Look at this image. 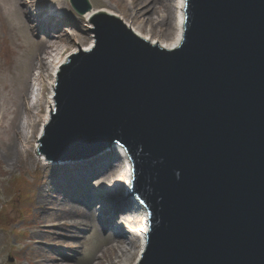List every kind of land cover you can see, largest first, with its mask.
I'll use <instances>...</instances> for the list:
<instances>
[{"label":"water","instance_id":"95a60500","mask_svg":"<svg viewBox=\"0 0 264 264\" xmlns=\"http://www.w3.org/2000/svg\"><path fill=\"white\" fill-rule=\"evenodd\" d=\"M92 23L95 45L59 68L40 151L126 148L150 212L136 264H264V0H186L172 49L113 14Z\"/></svg>","mask_w":264,"mask_h":264},{"label":"rangeland","instance_id":"374dc122","mask_svg":"<svg viewBox=\"0 0 264 264\" xmlns=\"http://www.w3.org/2000/svg\"><path fill=\"white\" fill-rule=\"evenodd\" d=\"M132 1L90 0L92 8H113L125 22L137 27L143 20L137 16L132 18L136 14ZM163 2H168L167 7ZM172 3L173 0L158 2L151 13L152 24L148 23L146 28H142L144 34L151 27L154 28V37L160 40H167L174 34L170 11ZM48 9L53 14L61 13L66 17L59 25L56 24L62 39L59 48L64 47L61 55L70 54L75 47L84 49V46L95 40L91 32L94 24L90 27L89 19L77 13L70 0H0V102L8 107V100H11L7 120L0 128V264H56L61 256H66L73 264H109L110 261L117 260L116 251L108 247L109 238L125 239L128 229V225L126 228L114 226L115 220L121 218V213H125L126 218L131 215L133 201H128L129 206L121 208L117 217L108 221L101 220L99 212H105L109 202L107 199L114 201L118 198L117 192L124 188L125 174L122 168L110 177L109 182L91 184V190L95 194H105V198L102 201L97 196L92 220L87 223L86 228L79 229L80 231L68 226L53 228V224L66 221L64 214L54 207L44 211L39 205L40 191L47 186L55 169L60 168L54 161L47 160L46 156L43 158L42 151L39 150L41 143L38 138L43 132L48 115L47 99L52 80H49L50 75L43 72L44 69L38 61L39 57L43 60L47 58L46 61L49 59L45 47L39 42L44 40L45 32L38 30L33 33L28 30L31 23H46L50 18L55 19L52 20L53 23H58L56 15L48 16ZM24 13L33 18L30 23L25 22ZM99 13L106 11L96 12L95 15ZM77 51L78 49L74 52ZM35 75L43 77L42 91L36 99L30 95L32 86L40 83L39 80L36 81ZM25 103L27 108L24 109ZM13 117L16 118L17 125H21L18 152H10L9 149L11 137L8 134L12 130L8 124ZM110 149L105 151V157L115 159L116 155H121L118 151L113 154ZM48 163L51 166L45 168L46 165L43 164ZM93 181L92 179L91 182ZM114 189L117 196L112 195ZM130 199L132 200L131 197ZM100 205L105 208L99 207ZM137 219L140 224L141 215ZM111 228H114L112 236L106 233ZM139 247L136 242L135 247L131 248L128 264H133L137 259Z\"/></svg>","mask_w":264,"mask_h":264},{"label":"bare ground","instance_id":"6f19581e","mask_svg":"<svg viewBox=\"0 0 264 264\" xmlns=\"http://www.w3.org/2000/svg\"><path fill=\"white\" fill-rule=\"evenodd\" d=\"M162 2L163 0H133L132 8L136 9V14L138 18L142 19L143 21L139 23V25L136 27V25L128 24L131 30L137 34L138 36L144 37L145 39L149 40L150 42L154 44H158L162 47H166L169 49L176 48L180 45L183 35H184V22H185V15H186V0H173L172 3V9L171 15L173 17V27H174V34L170 36L169 39H161L154 37L153 27L147 30V32L144 34L142 28H146L148 23L152 24L153 16L152 11L155 10V8L158 5V2ZM168 2H163L167 7ZM48 16H55L58 17V23L57 21L55 23L52 22L55 21L54 18H50L51 20H46V23L38 22L35 25L31 23V26L29 25L28 30H31V32H36L38 30H43L45 32L44 40L41 41L42 45L45 47V52L49 54L48 61L42 57L38 58L40 67H42L44 70L43 72H46L47 75H50V79L52 82H50V95L47 99V105H48V115L46 116L45 122L49 119V113L54 109V90L58 78V72L61 65H63L64 62L69 58L68 55H61L63 54L64 47L59 48L61 35L58 32V27L56 24L59 25L60 21L62 22V19L66 20L65 14L57 13L53 14V11L49 10ZM100 11H106L107 13H111L117 16H120L118 14V11H116L113 8L110 7H103V8H92L91 10H88L87 13H85L84 16H86L89 19L90 27L92 26V18L94 17L96 12ZM61 17V18H59ZM121 17V16H120ZM24 19L26 23H30L33 18H29L27 14L24 13ZM48 21V22H47ZM25 28V25L22 26ZM95 40L90 45L84 46L83 48L86 50L91 49V47L94 45ZM78 47H75L71 53H75ZM67 56V57H66ZM36 81L39 80L40 83H37L32 86V89L30 91V95L36 99L40 97V93L42 91V80L40 75H35ZM41 80V81H40ZM11 100H8V107L5 106L0 102V128L3 126V124L7 120V111L9 107V103ZM37 102V101H36ZM35 102V103H36ZM26 103L24 104V109L27 108ZM16 118L13 117L9 122L10 130H12L11 133L8 135L10 138L9 143V149L10 152H18L20 149L19 142H18V133L20 131V123L17 125ZM16 123V124H15ZM20 125V126H19ZM109 149V148H108ZM106 150L98 153L97 155L90 156L88 158L81 159L80 161H54V164H57L60 166V168L55 169V172L52 174L51 179L49 183H47V186H44V188L39 193V205L40 207L45 211L49 207L58 208L57 211H61L65 217L64 223L59 222V224H53L52 227H62V226H68V227H75V230H79L81 228H86L87 223L90 222L91 215L94 212V207L96 199L98 197H101L100 200L104 201L105 194L98 193L95 194L91 190V184L92 183H107L110 181V177L115 174V172L118 169L122 168V171H124L125 174V185L124 188L117 192L119 193L118 198H116L114 201L112 199H107L108 206L106 211L99 212V218L101 220H110L111 218H116L117 213L121 212L119 211L121 208L128 207L130 201L132 203L133 201V209L131 211V215L126 218L125 213H121V218H116L115 225L114 226H122L127 227V233L126 238H118V237H110L109 238V248H112L116 251V258L115 261H110L109 264H128L129 260L131 259L132 252L130 251L131 248L135 247V243L137 242L140 246L139 253L137 256V259L134 261L133 264H136L138 262V259L142 252L145 250L146 247V241H147V232L149 230L150 224H149V216H148V210L146 207L141 203L139 198L136 195H131V181H132V161L130 160V157L125 150V148L118 143L113 144V147L109 150L110 152L114 154L116 151L120 152L121 155L117 156L115 159L110 158V156H106L105 153ZM42 157L46 156L44 152L41 153ZM41 157V156H40ZM43 157V158H44ZM47 159V158H46ZM123 159V160H122ZM53 162V161H52ZM90 162V163H89ZM46 165L45 168H48V166H51L50 163L43 164ZM59 172L61 173L59 175ZM94 180L91 182V180ZM75 191V193L72 191ZM116 190L114 189L112 191V195H116ZM78 193L79 195H77ZM98 196V197H97ZM67 197V200L65 198ZM120 197V198H119ZM132 198V200L130 199ZM62 200V201H61ZM67 204H69L67 206ZM101 204V203H100ZM62 205L64 206L62 208ZM99 207L105 208L103 205H100ZM86 209V210H85ZM130 211V210H129ZM109 212V213H108ZM107 213V214H105ZM110 214V215H109ZM141 215L142 220L140 221V224H138L139 221L137 218ZM64 217L62 219H64ZM73 220V221H70ZM70 221V222H69ZM73 222V223H71ZM72 224V225H71ZM71 225V226H70ZM108 225V224H107ZM109 228V226H108ZM80 231V230H79ZM106 233L110 234L111 236L114 234V228L108 229ZM113 233V234H112ZM126 243V244H125ZM124 244V245H123ZM118 261H121L119 263ZM136 262V263H135ZM56 264H73L69 261V259L66 256H61L59 260H57ZM95 264V263H94Z\"/></svg>","mask_w":264,"mask_h":264}]
</instances>
